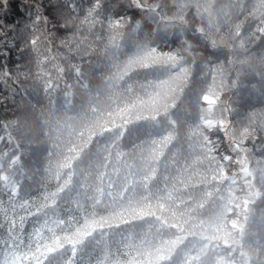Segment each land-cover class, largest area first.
I'll use <instances>...</instances> for the list:
<instances>
[{"label": "trees", "instance_id": "16d2710c", "mask_svg": "<svg viewBox=\"0 0 264 264\" xmlns=\"http://www.w3.org/2000/svg\"><path fill=\"white\" fill-rule=\"evenodd\" d=\"M0 264H264V0L0 3Z\"/></svg>", "mask_w": 264, "mask_h": 264}, {"label": "snow or ice", "instance_id": "6c2138e0", "mask_svg": "<svg viewBox=\"0 0 264 264\" xmlns=\"http://www.w3.org/2000/svg\"><path fill=\"white\" fill-rule=\"evenodd\" d=\"M0 3H3L5 6L7 5V3H8V0H0ZM47 19V17H45V20ZM31 43H35V40H32L31 41ZM168 59L170 60V61H172L173 63H176V62H178L177 61V58L175 57V56H169L168 57ZM187 72V69H185V68H181L180 69V73H181V75L182 74H184V73H186ZM205 99H208V97H205ZM153 103H155L156 102V100L154 99L153 101H152ZM55 249H52V248H49L48 249V251H54ZM157 259L158 260H165V259H168V257L167 256H165V255H159L158 257H157Z\"/></svg>", "mask_w": 264, "mask_h": 264}]
</instances>
